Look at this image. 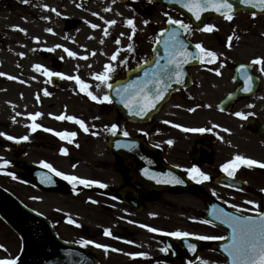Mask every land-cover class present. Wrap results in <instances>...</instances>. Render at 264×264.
<instances>
[{"label":"flooded vegetation","instance_id":"flooded-vegetation-1","mask_svg":"<svg viewBox=\"0 0 264 264\" xmlns=\"http://www.w3.org/2000/svg\"><path fill=\"white\" fill-rule=\"evenodd\" d=\"M41 1L28 0L25 3L23 0H0V61L8 64L17 60L22 66L15 68L13 62L12 66L1 67L0 73L6 75L0 76V86L14 83L18 88H24L21 96L16 94L15 97L19 100V106L22 108L23 104L25 108L23 127L25 135L29 137L26 141L22 140V159H16L11 153L9 159L0 157V162L6 159L9 166L21 170L14 177L23 178L24 182H31L36 177L43 181V177L49 175L45 171L49 169L42 167L41 161L68 175L78 176L76 168L79 167L82 175L78 177L99 181L107 186L76 183L73 191V184L68 182L67 192L56 193L27 186L48 195H64L71 200L84 194H96L108 200L113 197L120 204V209L128 212L131 218L150 212L155 203L161 200L160 213L151 212L149 219L138 222L139 225L161 231L151 232L148 228L141 227L144 239H133L134 242L124 244L127 246L128 256L122 264H226L229 257L223 253V246L230 243L232 229L223 223L222 213L255 216L256 208L264 211V191H261L264 189V167H248L238 163L232 177L221 169L222 164L237 154L264 163V72L261 71L264 65L251 63L254 58H264V15L253 17L252 14L240 13L232 15L231 20L218 17L206 23L214 26L211 31L202 29L185 32L190 42L201 44L205 50L216 53V56L208 57L206 52L200 53L199 63L185 69L187 78L184 86L174 91L148 122L130 123L115 112L112 123L111 102L100 100L102 108L99 109L98 116L103 117L104 121H99L98 116L90 115L93 112L69 109L70 103L77 101L64 100L66 109L63 107L58 110L56 103H60L61 99L47 103L43 99L58 95L59 90L68 86L73 87L76 98H81L80 101L85 105H94L87 93L80 90L76 81L66 77L79 76L89 86L87 91H90L91 86L103 85V95H109V87L94 76L102 72L104 65L108 63L115 68L108 81L112 85L132 81L134 77L135 80L140 78L136 70L151 58L152 53L151 45L144 51L142 31L136 30L135 26L136 23L141 25L139 18L143 13L142 0H71L70 13H63L65 0H46L49 1L48 6L41 4ZM126 7L134 10V34L131 27L121 20L122 11ZM110 20H115L116 23L108 25L106 21ZM48 23H51L49 28L52 32L46 31ZM91 24L99 27L93 29ZM82 27L86 30L78 36ZM105 29L108 30L107 34ZM56 30L61 35H72L73 39L65 48L77 53L75 57L68 56L63 46L53 48V41L55 46L60 45L59 41L54 40L60 39ZM45 31L50 36L46 45L40 42L42 32ZM157 33L158 31L153 40ZM130 35L131 40L128 38ZM118 38L119 44L116 43ZM129 44L133 51L128 50ZM117 52V59L111 60L112 55ZM37 64L42 65L39 71L34 67ZM240 65H245L247 74L252 77L249 92L243 91L246 81ZM43 68L64 73L65 77H48ZM13 69L17 70L16 75L11 73ZM215 69L220 70L219 75ZM9 76L16 79H9ZM40 87L43 88L39 89ZM45 91L49 94L45 95ZM62 91L66 93L65 90ZM66 97L69 98L67 93ZM37 112L41 115L33 121L30 114ZM236 112L244 113L247 118L235 116ZM61 115L83 120L89 131L85 132L75 121L56 118ZM32 123H38L42 127L33 132L30 128ZM113 124L117 125L115 134L111 128ZM177 124L182 127H176ZM190 128L211 131L185 130ZM56 132H75L77 135L61 139ZM124 132L128 135H123ZM116 137L120 139L119 156L111 149V140ZM169 140L173 143L168 144ZM14 145L17 143L8 144ZM61 148L66 153H62ZM193 166L210 179H192L187 169ZM52 175L56 176L54 173ZM52 175L50 176L53 178ZM110 176L118 179L114 188L110 185ZM173 176L179 177L184 183L164 182L171 181ZM249 200L254 201L255 205L248 204ZM190 202H194V205L198 203V206L187 211L186 204ZM233 205L249 211L238 212ZM93 207L104 211L102 219L98 221L99 226H95V229L89 228L84 218L79 216L83 213L67 206L45 208L44 212L38 213L60 239L83 246L99 264H105L101 258L117 249L108 243L109 236L104 232L108 229L105 226L110 224L109 213L113 208L90 206L89 210ZM190 213L195 215L194 218H190ZM218 216L221 218L217 219ZM70 220L74 223H70ZM177 230L192 235L187 238L166 235ZM9 232L19 243L17 236L12 231ZM199 236L224 239L201 240L198 239ZM84 240L108 247L98 248L95 243L82 244L81 241ZM154 241L157 243L156 247L152 246ZM146 244L149 247L146 248ZM189 245H195V251L199 250V253L193 255L195 251L190 250ZM219 245L222 246L221 251ZM162 248L168 250L161 251ZM18 250L19 246L9 259H14ZM141 252L146 255H129Z\"/></svg>","mask_w":264,"mask_h":264},{"label":"snow or ice","instance_id":"snow-or-ice-1","mask_svg":"<svg viewBox=\"0 0 264 264\" xmlns=\"http://www.w3.org/2000/svg\"><path fill=\"white\" fill-rule=\"evenodd\" d=\"M23 2L27 3L28 0H23ZM176 3H182V6L185 7L189 12H191L195 19L201 20V13H203L206 10H214L215 12L221 13L225 19L231 20L233 16L231 15V12L233 10V5L229 3V0H174ZM241 4L244 5H252L253 7H258L261 9H264V0H255V3H253V0H239ZM46 7V6H45ZM107 10V9H106ZM52 11H56L55 9H52ZM93 15H96V13H93ZM253 17L256 15L255 13H252ZM47 19V17H45ZM101 19H103L101 17ZM108 25H113L116 23L115 20L106 21ZM145 24L148 23V21L144 22ZM168 23L173 25H179V29L172 28L168 30V39H166L164 44V55L160 56L157 54L155 60H154V69L149 73V71L145 70L144 78H138L136 80L131 81L129 84L122 85L116 90V94L120 96L121 103H123L124 107L127 108L132 115H146L151 109L155 108L157 103L164 98V93L168 90V88L171 87V83L173 79L175 78L176 83L181 82L182 78V68L183 65L188 63L189 57H192L193 59H198L199 54L192 53L187 50L186 44L184 40L180 38L181 31L183 32H189L190 26L188 24H185L181 20H174L172 17H168ZM126 24L131 27L132 33H135V26L134 21L132 19H127ZM91 27L93 29L99 27L96 24H91ZM214 28L213 25L204 24L203 30L205 31H211ZM21 31H25L23 29H20ZM48 32H52L53 30L51 28L46 29ZM107 29H105V34H107ZM163 31V30H162ZM123 35V33L121 34ZM129 40L132 39V36L130 35ZM38 39V38H34ZM231 39V37L229 38ZM103 43V41H101ZM116 43L119 44V38L116 40ZM56 47H62L60 45H57ZM195 47L200 50V53H205L208 57H215L216 53L212 51L205 50L201 44H196ZM129 51H133L132 45L129 44L127 46ZM54 49H49V51H52ZM64 51L67 53L70 57H75L77 53L64 48ZM23 55V54H21ZM117 53H114L111 57V60L115 61L117 59ZM63 59V57H61ZM163 61V63L161 62ZM121 63H126V61H121ZM254 65H264V58L257 57L254 58L251 61ZM223 66V65H221ZM37 71L41 70L42 65H35L34 66ZM139 67V65H138ZM115 70L114 66L110 63L104 65V70L100 73L94 74L95 79L103 82L106 84L109 88H112L113 85L108 83V81L111 79V73ZM240 70L244 71L245 74V87L243 88V91L249 92L251 91V82L252 77L247 74V69L245 65H240ZM216 73L219 75L220 70L215 69ZM261 71L264 72V67H261ZM43 72L48 77L51 76H59L64 78L65 74L60 72H52L49 71L47 68H43ZM6 75L5 73H0V76ZM69 80H75L76 83L80 86V90L83 92H86L87 95L94 101L100 100L96 95H93L91 91H87L88 85L80 79L79 76H67L66 77ZM9 79H16V77L9 76ZM149 85H152L150 88ZM45 95H48L49 93L45 91ZM102 101H108L110 102V97L106 94L103 96ZM195 109H189V111H194ZM19 115V113H17ZM41 113L37 112L34 115L30 114V118L35 121L37 117H39ZM51 115V114H50ZM235 116L246 119L247 116L242 112H236L234 113ZM57 119H67L69 121H75L77 124H79L80 128L83 129L85 132H88V127L85 126V123L83 120L78 119L75 116H58ZM165 123H169L168 121H165ZM176 127H182L181 125L177 124ZM42 126L38 123H32L30 125L31 131H36L37 129L41 128ZM219 127V126H214ZM111 128L113 130V134H115V129L117 128L116 124L111 125ZM45 131H54L52 129H44ZM186 131L191 132H204V131H211V129H205V128H190L185 129ZM224 131H229L228 129H224ZM57 136H59L61 139H64L67 136L75 137L77 133L75 132H56ZM95 135L96 133H92ZM123 135L127 136L128 133L124 132ZM0 136H6L8 140H17L16 137H13L11 135H7L6 133L0 132ZM29 137L27 135L22 136L19 138V140H28ZM17 140V142H19ZM168 144H172L173 141L169 140L167 141ZM62 153H66V150L61 148L60 150ZM9 161L6 159L3 160L2 164H0V168H3L7 166ZM239 164L246 165L248 167H252L254 165H259L260 167H264V163L259 162L252 158H246L243 155H235L233 159L225 162L221 165L222 171H224L229 177L234 176L237 167ZM41 165L44 168H47L50 170V172L54 173L58 177H62L64 180L68 181L69 183L73 184V191H75V185L76 183H79L81 185L85 186H91L93 184H98L100 187H106L107 185L95 181V180H89L85 178H81L75 175H68L65 174L62 171H59L55 169L51 164L46 163L44 161H41ZM75 168L76 165H73ZM188 175L194 179L197 180L198 177L202 178V180L206 181L210 179V177L205 174L200 169L193 166L190 169H187ZM195 174V175H194ZM11 175V173H9ZM155 178V177H153ZM44 183H53V180L51 176L45 175L43 177ZM164 182H174L176 184H182L184 181L180 179L179 177H172L171 181H164ZM198 182H201L198 180ZM261 191H264L262 189ZM248 204L255 205L254 201H247ZM234 208L237 209V211H249L247 209L241 210L238 206L233 205ZM257 215H232L231 213L224 212L223 215V223L228 224L229 227L232 229L231 237H230V243L228 245L223 246L224 251L228 254L230 264H264V211H260L259 208H256ZM221 217H217V219H220ZM70 223H74V221H69ZM141 227L148 228L151 232H158L161 231L160 229L150 227L147 225H140ZM105 235H111V232L109 229L104 230ZM166 235L173 236L176 238H187L190 235H192L189 232L186 231H173L168 232ZM198 239L201 240H212V239H224L223 237H212V236H199ZM130 242V241H129ZM82 244H94L95 242L91 240H84L81 241ZM131 243V242H130ZM95 246L98 248H107L108 246L95 243ZM2 247V246H0ZM190 250L195 251V245H189ZM116 251H120L118 249H114ZM161 251H167L168 249L162 248ZM131 256H140L143 257L146 254L145 253H129ZM0 264H17L16 259H0Z\"/></svg>","mask_w":264,"mask_h":264},{"label":"rangeland","instance_id":"rangeland-1","mask_svg":"<svg viewBox=\"0 0 264 264\" xmlns=\"http://www.w3.org/2000/svg\"><path fill=\"white\" fill-rule=\"evenodd\" d=\"M49 1L42 0L41 4H47ZM48 6V4L46 5ZM71 6V0H66V2L63 4L64 12L67 11L70 13L72 11ZM89 9V8H88ZM142 9L143 12L145 11L146 13L142 14V17L139 18L141 25L138 26V23L135 24L136 30H141L143 33V38H144V51L146 47H149L151 45V41L154 38L155 31L157 29H162L164 26L165 20L168 19V17H172L174 20H181L184 23L185 19L176 11L167 9L165 7H160V6H155V5H149L147 0H142ZM70 11V12H69ZM135 15H134V10L130 9L128 7L124 8L122 11V22L125 23L127 19H132L134 20ZM138 21V18H137ZM148 21L147 24L144 22ZM49 22V21H48ZM51 23H48V26L46 27L49 28ZM85 27H82L81 30H79V35L81 36L82 33L85 31ZM57 31V30H56ZM57 34L60 39H54L56 42H60V46H63L64 48L66 46H69L71 40L73 39L71 34L68 35H61L58 31ZM43 37H40V42L44 45H46V40L50 37L48 32H42ZM48 44V43H47ZM58 45V44H56ZM53 48L57 49L56 46L54 45V41L52 43ZM14 65L15 68L20 65L21 63L17 60H14ZM13 62H9L8 64L4 61H0V68L1 67H6V66H12ZM4 63V64H1ZM5 65V66H3ZM22 67V66H21ZM14 75L17 74V70L13 69L11 71ZM15 80V79H13ZM16 84V83H15ZM7 87H10L13 90V93H0V122H5V120H8V116L11 117V122L7 123V125H3V127L0 128V132L6 133L7 135H11L13 137H16L17 140H19L20 137L24 136L26 131L24 130L25 127V108L19 106L17 109L18 111L20 110V114H16V110L14 108H17L19 105V100L15 97V95H19V97L22 94V91L24 88L21 87H16L14 84H10L6 87L0 86V91H4L7 89ZM25 87V86H24ZM43 87H40L39 89H42ZM9 90V91H10ZM36 90V88H35ZM62 90H65L67 95L69 96L66 97V93H64ZM99 90H102V94L100 93ZM90 91L93 93V95H96L100 100L103 98V91H105V87L103 85H98V86H91ZM12 92V91H10ZM73 91V87H63L61 90H59L56 94V96L52 95L49 97L44 98V102H50V100L54 99H61L62 101L60 103H56L58 107H56L58 110H62L63 107L66 109V102L64 100H74L76 102H71L69 109L72 110H86L93 112L92 115L93 117H97L99 113V109H101L102 104L101 102L97 101L96 103H92L94 105H85L81 100V98H76V94ZM21 93V94H20ZM38 94V92H34V94ZM102 95V96H101ZM21 101V100H20ZM68 102V101H67ZM99 102V103H98ZM55 104V102H53ZM52 104V105H53ZM110 114L111 117V122H114V117H115V111H113ZM10 112V115H9ZM20 116V117H19ZM22 117V118H21ZM47 118V117H46ZM99 121H104V118L98 116L97 118ZM17 122V123H15ZM17 124V125H16ZM1 126V125H0ZM17 140H8L6 136H0V157L4 156L5 158H10V155L7 154L4 151V148L10 143V142H17ZM20 145H22V140H19ZM5 169V170H4ZM11 172V176L9 173ZM21 170H19L16 167H9V168H3L2 173H0V186L3 187L4 189L8 190L10 193H12L15 197H17L20 201H22L24 204H26L29 207L34 208L37 211H45V208H52V207H69L73 208L75 211H79L80 213H83L82 215H79L80 217L84 218V222L89 228H96L99 226L98 221L102 219V215L104 211L93 209L90 211L89 208L90 206H110L113 208V211L109 213L111 217L110 224L107 227L111 235L107 239L108 243H110L111 246L117 247L118 250L120 251H110L111 253H108L107 255L103 256L102 262L105 264H122L124 260L127 258L128 253H126L127 242L130 243L133 241V239L141 240L144 239L143 233L140 230L141 226L139 225V221L147 220L149 217L152 216L151 212L154 213H160L162 211L161 206V200H159L157 203H155V206L150 209V212H145L141 215H137L134 218H131L128 212H125L124 210L120 209V204L113 198L111 197L110 200L98 196L96 194H84L82 196H79L77 198H73L72 200L70 197L64 196V195H48L41 193L37 190H34L30 188L29 186H25L22 183L17 182L13 177V174H18L20 173ZM84 172V171H83ZM76 174L78 176L82 175V169L81 168H76ZM109 182L111 183V187L114 188L118 184V179L114 178L113 176H110ZM165 200V199H164ZM187 211L190 210L191 207H196L198 206V203L194 205V202H190L186 204ZM70 209V210H73ZM190 218H194L195 215L190 213ZM89 218V220L86 219ZM175 219H177L175 215ZM96 226V227H95ZM129 235V236H128ZM130 241V242H129ZM134 242V241H133ZM138 245L137 243H133V245ZM154 244V245H153ZM152 244L153 247H156V241H154ZM15 245V238L11 235V233L8 231L6 227H4L0 223V259H5L9 257L10 255H13L16 251V245ZM146 248L149 247V245H145ZM120 248V249H119ZM154 250V248H152ZM209 264V262L205 263Z\"/></svg>","mask_w":264,"mask_h":264},{"label":"water","instance_id":"water-1","mask_svg":"<svg viewBox=\"0 0 264 264\" xmlns=\"http://www.w3.org/2000/svg\"><path fill=\"white\" fill-rule=\"evenodd\" d=\"M153 1L157 4H164L168 7L178 9L190 19L192 25L196 28L200 27L209 17L222 15L214 10H206L201 13V20H197L191 12L182 6V3H176L174 0ZM229 3L233 5L231 13L238 11L254 12L256 14L264 13V9L253 7L252 5L241 4L239 0H229ZM253 3H255V0H253ZM172 28L179 29L175 25L167 23L166 29L159 33V40L155 45V48L159 50L155 53V56H157V54L160 55V48L164 47L163 42L168 39V30ZM180 38L183 40L181 34ZM186 47H188L187 44ZM188 60L189 62L184 64L181 70L183 75L185 67L193 64L195 61L191 57ZM161 62L163 63V61ZM154 67V61L144 65V75L145 70L151 73ZM183 75L180 83H176L175 78L173 79L171 87L164 93V98L146 115L137 116L130 114L129 110L125 108L123 103L119 100H114L116 107L119 111H122L121 109H126L128 112L127 118L132 121H147L168 99L170 93L182 85ZM149 87L151 88L152 85H149ZM114 151L116 154H120L119 151ZM45 189L56 190L57 188L52 186ZM0 218L21 238V251L16 259V262L19 264H96L94 259L82 252L78 247L57 240L49 225L35 213L24 208L13 196L2 189H0Z\"/></svg>","mask_w":264,"mask_h":264}]
</instances>
